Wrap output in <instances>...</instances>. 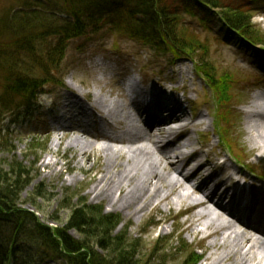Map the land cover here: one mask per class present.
I'll list each match as a JSON object with an SVG mask.
<instances>
[{"label": "rangeland", "instance_id": "374dc122", "mask_svg": "<svg viewBox=\"0 0 264 264\" xmlns=\"http://www.w3.org/2000/svg\"><path fill=\"white\" fill-rule=\"evenodd\" d=\"M71 2L77 3L78 0H0V52L3 59H6L5 62L12 63V59H17L28 65L29 75L41 78L42 66L30 62L25 52L29 50L25 46H29L30 40L23 37L35 35L38 38L39 33L45 32L44 35L50 37L51 47H55L57 38L51 33L56 27L53 23L71 21L68 10ZM233 4H247V0H233ZM251 8L255 32L264 41V0H259ZM220 12L215 10L216 14ZM183 19L193 29L194 35L206 44L208 53L205 57L215 68L216 75L228 78L230 88L232 87L229 93L234 97L219 109L223 111L227 108L233 113V117L230 115L222 123L223 127L231 123L227 139L230 149L234 157L237 156L241 163L250 165L263 180L264 161L254 160L255 153L251 152L246 130L254 127L253 117L249 118V112H252L251 101L264 93V88H257V84L264 83V52H253L238 43L236 38H227L221 19L208 11L187 13ZM27 20L31 22L28 23ZM25 25L31 26L29 30L23 28ZM96 31L90 30L85 35L59 42L64 46L61 60L58 65L49 66V70L53 71L50 77L55 84L62 81L67 89L74 87L83 93L90 91L92 94H99L102 87L106 86L108 89L104 92H107V100L121 105L122 98L111 96L109 91L125 86L128 79H134L138 84L148 87L152 94H156L158 87H161L164 99L174 95L189 115H200L204 119L205 124L200 133L192 131L187 134V139L193 142V149L199 151L197 156L200 155L202 160L213 159L218 163H222L224 160L220 158H223L228 161L229 168H240L247 177H255L243 170L240 162L233 159L220 140L217 97L198 72L201 51L189 58L177 59L176 54L162 42L156 44L159 46H144L124 32L112 30L109 26ZM34 45L39 54L38 39L34 41ZM4 77V72L0 70V98L4 92L1 84L5 87L6 83ZM54 83H43L46 86L33 100H9L6 107L0 104V173H9L14 167H22L27 173H31V184L22 194L18 203L19 210L34 213L41 225L54 231L70 229L69 222L75 208L88 210L94 207L93 210H103L104 215L119 218L120 223L115 228L112 239L122 236L126 247L134 245L136 264H201L207 256V242L201 244L182 233L181 226L187 216L178 217L176 211L170 212L164 207L162 213H154V217L131 219L130 224L126 225L123 212H113L105 202L99 204L87 196L92 184L85 174L80 173L79 183H73L68 176L65 185L59 179L47 178L45 182L40 180L39 171H45L41 167L44 161L50 164L65 163L62 159L63 151L57 153L58 148L52 145L60 134L53 127V122L56 115L64 114L61 109L62 99L68 97L69 93ZM163 98L158 106L165 103ZM65 103L66 106L69 105L68 108L71 106L69 102ZM83 105L91 106L86 102ZM75 119L68 120L67 116L62 121L74 125ZM86 120L91 123L89 119ZM121 120L126 122L124 118ZM117 122H108L111 126L108 129L110 136L119 132ZM194 159H191L192 162ZM193 165L192 163L189 169ZM92 166L90 161L85 164V169L90 170ZM205 167L207 171L209 168L207 165ZM220 172L223 174V171ZM38 191H41L42 199H38ZM234 221L238 222L236 219ZM68 235L76 240L82 237L74 229H70ZM33 253L38 264L66 263L65 260L56 261L58 258L36 247ZM191 254L193 258L188 261ZM150 258L151 261H148Z\"/></svg>", "mask_w": 264, "mask_h": 264}, {"label": "bare ground", "instance_id": "6f19581e", "mask_svg": "<svg viewBox=\"0 0 264 264\" xmlns=\"http://www.w3.org/2000/svg\"><path fill=\"white\" fill-rule=\"evenodd\" d=\"M140 84L128 79L125 86L109 91L122 98V105L107 100L106 86L99 94L66 88L69 95L63 99L73 108L61 105L64 114L53 122L60 134L52 144L57 153L63 151L65 163L44 161L40 180L59 179L65 185L68 176L79 183L80 173L85 174L92 184L87 196L105 202L113 212H123L126 225L131 219L154 217L164 207L178 217L187 216L182 233L207 242L201 264H264V182L247 177L240 168H229L225 159L202 160L187 134L200 133L204 119L189 115L174 95L158 106L156 97L163 88L152 94ZM257 88H264V83ZM86 101L90 107L83 106ZM251 109L254 127L246 130L247 141L254 160L263 162L264 93L253 98ZM67 116L78 122H63ZM110 121L119 125V132L111 136ZM90 161L93 166L86 170ZM191 162L194 167L189 169Z\"/></svg>", "mask_w": 264, "mask_h": 264}, {"label": "trees", "instance_id": "16d2710c", "mask_svg": "<svg viewBox=\"0 0 264 264\" xmlns=\"http://www.w3.org/2000/svg\"><path fill=\"white\" fill-rule=\"evenodd\" d=\"M257 2L259 0H247V4H233V0H78V4L71 2L68 6L71 21L53 23L56 27L51 33L57 38L55 47H51L50 37H46L45 32L39 33L38 38L35 35L23 37L30 40V47L25 46L29 48L25 52L30 62L42 66L41 78L29 75L28 65L20 63L17 59L6 63L0 52V70L4 72L6 81L5 87L1 84L4 92L0 104L6 107L9 100H33L47 82L54 83L50 77L53 71L49 70V66L58 65L61 60L64 46L59 44L60 41L63 43L64 39L85 35L90 30L97 32L96 30L109 26L112 30L124 32L144 46H154L162 42L176 54L177 59L189 58L201 51L198 72L212 87L223 106L231 98L229 90L232 87L230 88L229 79L216 75L215 68L205 57L208 53L206 44L194 35L193 29L183 17L187 13L200 11L217 15L226 30L227 38H236L238 43L254 50L255 46L264 45L263 38L256 34L252 23L251 7ZM215 10L221 12L216 14ZM27 22L30 23L31 20ZM39 22L43 24L40 20ZM30 27L23 26L27 30ZM37 39L40 45L39 54L34 45ZM56 83L54 85L58 87L63 84L62 81ZM230 115L233 117L229 109L225 108L218 120V129L225 144H228L231 123L228 120L230 125L227 124L226 127H223L222 123L229 119ZM30 175L31 173H27L22 167H14L6 174L0 173V264H38L33 253L34 247L58 258L56 261L65 260L64 264H136L134 245L126 247L122 236L112 239V234L120 223L117 216L104 215L103 210L96 211L93 210L94 207H90L91 210L75 208L69 226L81 234V239L76 240L68 235L70 229L53 231L41 225L34 213L19 210L18 203L22 194L31 184ZM39 198H43L41 191H38ZM36 210L39 212L38 208ZM192 256L193 254L188 261H191Z\"/></svg>", "mask_w": 264, "mask_h": 264}]
</instances>
